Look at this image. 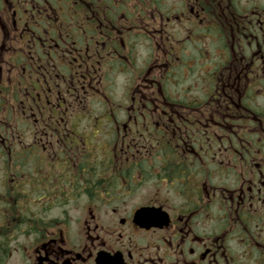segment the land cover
Segmentation results:
<instances>
[{
  "label": "flooded vegetation",
  "instance_id": "af4514ba",
  "mask_svg": "<svg viewBox=\"0 0 264 264\" xmlns=\"http://www.w3.org/2000/svg\"><path fill=\"white\" fill-rule=\"evenodd\" d=\"M0 264H264V0H0Z\"/></svg>",
  "mask_w": 264,
  "mask_h": 264
}]
</instances>
